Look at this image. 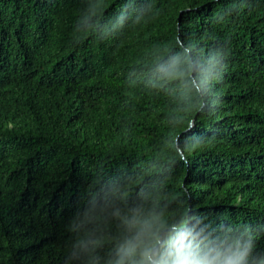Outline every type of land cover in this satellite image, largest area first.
I'll return each mask as SVG.
<instances>
[{
	"label": "trees",
	"instance_id": "obj_1",
	"mask_svg": "<svg viewBox=\"0 0 264 264\" xmlns=\"http://www.w3.org/2000/svg\"><path fill=\"white\" fill-rule=\"evenodd\" d=\"M149 244L264 264V0H0V264Z\"/></svg>",
	"mask_w": 264,
	"mask_h": 264
},
{
	"label": "clouds",
	"instance_id": "obj_2",
	"mask_svg": "<svg viewBox=\"0 0 264 264\" xmlns=\"http://www.w3.org/2000/svg\"><path fill=\"white\" fill-rule=\"evenodd\" d=\"M135 251V249H133ZM138 255L140 257L138 264H158L156 260V252L153 251V245L149 244L147 246H142L139 249ZM118 264H122V261L118 262ZM183 264V262H180Z\"/></svg>",
	"mask_w": 264,
	"mask_h": 264
}]
</instances>
